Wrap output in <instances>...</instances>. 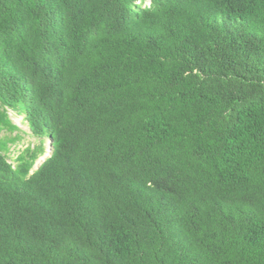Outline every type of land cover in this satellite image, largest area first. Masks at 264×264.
I'll return each mask as SVG.
<instances>
[{
    "label": "trees",
    "instance_id": "16d2710c",
    "mask_svg": "<svg viewBox=\"0 0 264 264\" xmlns=\"http://www.w3.org/2000/svg\"><path fill=\"white\" fill-rule=\"evenodd\" d=\"M146 1L0 0V264H264V0Z\"/></svg>",
    "mask_w": 264,
    "mask_h": 264
},
{
    "label": "rangeland",
    "instance_id": "374dc122",
    "mask_svg": "<svg viewBox=\"0 0 264 264\" xmlns=\"http://www.w3.org/2000/svg\"><path fill=\"white\" fill-rule=\"evenodd\" d=\"M11 113H12L11 117L13 121L16 123V126L14 127L13 130L4 129L3 131H1L2 136L5 134H9L12 137L14 136L15 138L17 137L16 139L14 138L15 140L11 141V144H10L11 150L9 152V160L11 162H14L16 165L18 162V159H16V157L18 155H20L28 147H31L32 149H34L37 146H39L38 155L41 156L40 158L47 156V154L51 150V138L46 136L43 138L44 142H42L41 138L35 137L32 134V131L30 129V126L28 124V121L25 115H18L12 110H11ZM36 168H37V165L33 168V170H35Z\"/></svg>",
    "mask_w": 264,
    "mask_h": 264
},
{
    "label": "clouds",
    "instance_id": "9594fccd",
    "mask_svg": "<svg viewBox=\"0 0 264 264\" xmlns=\"http://www.w3.org/2000/svg\"><path fill=\"white\" fill-rule=\"evenodd\" d=\"M146 2H148V3H150L151 2V0H147ZM13 111V110H12ZM15 112V111H14ZM16 113V112H15ZM17 114V113H16ZM10 115H12V113H11V110H10ZM18 115H24V114H18ZM12 118V117H11ZM28 121V120H27ZM14 122V121H13ZM15 123V122H14ZM18 124V123H17ZM28 124H29V122H28ZM20 125V124H19ZM31 129V128H30ZM32 131V130H31ZM33 134V133H32ZM35 137H37V136H35ZM38 138H40V137H38ZM44 138V137H43ZM43 138H41L42 140H44ZM11 144V143H10ZM11 147V146H10ZM52 152H53V144H52V139H51V150H50V152L47 154V156H45V157H42V158H40L39 157V159L37 160V162H36V164H35V166L36 165H38V163L40 162V161H42V163L49 157V156H51L52 155ZM14 163V162H13ZM41 163V164H42ZM15 164V163H14ZM34 166V167H35ZM41 166V165H40ZM39 166V167H40ZM33 167V168H34ZM33 168H32V171H31V173H33L36 169H38V168H36L35 170H33Z\"/></svg>",
    "mask_w": 264,
    "mask_h": 264
},
{
    "label": "water",
    "instance_id": "95a60500",
    "mask_svg": "<svg viewBox=\"0 0 264 264\" xmlns=\"http://www.w3.org/2000/svg\"><path fill=\"white\" fill-rule=\"evenodd\" d=\"M43 161V160H42ZM42 161H40L37 165V168H39V166L41 165Z\"/></svg>",
    "mask_w": 264,
    "mask_h": 264
}]
</instances>
